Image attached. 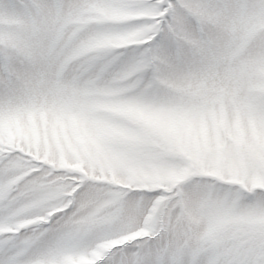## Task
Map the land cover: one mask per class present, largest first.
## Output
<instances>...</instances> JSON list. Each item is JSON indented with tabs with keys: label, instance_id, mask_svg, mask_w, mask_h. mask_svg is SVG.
<instances>
[{
	"label": "snow or ice",
	"instance_id": "snow-or-ice-1",
	"mask_svg": "<svg viewBox=\"0 0 264 264\" xmlns=\"http://www.w3.org/2000/svg\"><path fill=\"white\" fill-rule=\"evenodd\" d=\"M0 264H264V0H0Z\"/></svg>",
	"mask_w": 264,
	"mask_h": 264
}]
</instances>
